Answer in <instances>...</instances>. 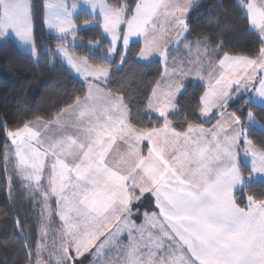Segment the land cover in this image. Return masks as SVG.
I'll use <instances>...</instances> for the list:
<instances>
[{
    "label": "crops",
    "instance_id": "0c3cea01",
    "mask_svg": "<svg viewBox=\"0 0 264 264\" xmlns=\"http://www.w3.org/2000/svg\"><path fill=\"white\" fill-rule=\"evenodd\" d=\"M48 1L54 5L61 3L67 10L77 2ZM8 38L21 49L14 36L9 35ZM196 50V55L202 52ZM212 55V51H209L203 67L209 65L208 72L204 73H212L216 67L215 76L227 71L226 63L239 65L243 62L241 57L224 55L214 60ZM256 58H259V54L252 61ZM238 69H231L229 74H241L243 71ZM246 74L251 79V86L239 97H233L236 86L232 85L235 84H230L220 95L214 93L208 97L203 85L200 114L206 120L217 115L209 126H189L184 131H176L164 122L150 130H136L130 125L121 100L101 86L93 91H85L81 99L53 120L44 121L53 124L63 116L74 118L76 137L83 135V151H86V145H90V179L85 176V180H79L78 184L89 183L94 187L89 192L92 203L110 199L121 207L124 194L128 199V204L122 206L125 212L120 214V218H123L120 221L122 231L114 228L111 232L114 233L115 240L111 242L114 245L102 251L104 258L97 251L93 253L86 264H264V201L257 203L248 199L246 206L240 208L233 199L234 191L243 184L250 181L264 183V149L258 148L261 155L257 167L255 155L251 157L249 166L243 162V150L241 153L239 151L242 127L231 113L221 112L243 96L264 108V66L258 68L254 63L243 77ZM188 79L182 81L183 88ZM190 80L196 82L193 78ZM179 94L157 102L149 98L148 112L165 118L175 110L174 100ZM207 100L210 107L205 112L203 108ZM41 122L33 120L24 126H40L43 124ZM38 137L50 139L52 133L38 131L34 138ZM28 152H33L31 147ZM110 153L115 154L114 164H103L98 155L107 156ZM245 155L251 154L245 152ZM7 161L9 179L14 177L13 174L18 178L25 192L23 200L31 202L32 199H26L29 194L24 188L16 161L10 157ZM47 165L45 159L42 167L36 170L39 171L37 185L45 188V191L50 176ZM241 165L248 167L245 176L241 172ZM78 186L81 188L83 185ZM142 197L150 198L143 203ZM67 200L70 198L60 197L59 202ZM135 200L140 201L138 209L132 207ZM51 202L54 206V197ZM59 208V219L68 218L62 213L61 209L64 208L61 204ZM56 209L54 206V214ZM37 216L39 220L38 213ZM42 233L39 220L36 246L27 264L68 263L64 250L55 251L53 258L48 255L50 240L44 239ZM102 242L103 239L99 240L96 247ZM65 247L72 254L70 245L66 243ZM93 249L88 252L90 256Z\"/></svg>",
    "mask_w": 264,
    "mask_h": 264
},
{
    "label": "rangeland",
    "instance_id": "374dc122",
    "mask_svg": "<svg viewBox=\"0 0 264 264\" xmlns=\"http://www.w3.org/2000/svg\"><path fill=\"white\" fill-rule=\"evenodd\" d=\"M200 1L137 0L132 14L125 18L123 10L109 7L105 0H77L69 10L61 3L54 5L45 0L44 29L47 33L57 37L68 35L67 42L76 45L78 41L73 35L75 30L98 25L111 44L105 57L108 60H113L118 48H121L123 52L119 59L120 64L129 45L138 42L140 48L136 58L139 62L147 63L158 60L162 65V76L152 90L151 101L168 100L169 97L172 98L179 92L181 93V90L184 89L182 81L188 78H193L196 82L206 86L207 97L214 93L219 95L221 92L224 93L230 84L236 86L233 97L242 96L246 90L249 91L251 86L249 75L246 74L243 77L245 71L252 68L254 63L258 68L264 66V45L259 53V58L253 61L252 58L241 57L243 62H240L239 65L238 63L232 65L226 63L227 71L218 74V77L215 76V66H213L215 68L212 73H204V71L208 72L209 65L203 67V63L205 59H208L209 50L201 47L196 48L202 51L196 55L195 52H198L196 49L180 45L183 35L186 33V17ZM242 5L250 28L256 31L264 41V0H247ZM0 9V45L6 41L9 35L14 36L21 49L23 48L25 53L32 55L36 60L38 56L32 42L29 0H0ZM78 12L98 16L100 20L98 23L84 22L79 27L73 21V16ZM182 51H186L187 56H183ZM54 55L73 76L84 83L85 91H93L100 86L104 89L103 84L108 76L106 69L90 66L83 58L72 54L64 44H59L54 48ZM244 61L252 62L244 63ZM230 68H239L238 70L243 72L237 75L229 74ZM204 74L207 75L204 76ZM232 81L235 83H231ZM215 84L219 86L215 87ZM163 95L165 98H162ZM209 107L210 103L207 100L203 110L207 112ZM148 109L151 110L150 107ZM217 113L220 114L219 111ZM35 121L38 123L41 120ZM41 123L43 124L40 126H23L7 130L5 138L8 145L4 150V159L6 161L8 157L14 158L17 170L25 183L24 188L29 194L26 199H32V205H37L42 235L44 239L50 240L51 244L48 255L53 258L55 251L64 250L66 262L78 264L81 258L95 248L99 240L103 239V242L92 250L91 256L89 255V257H93V253L97 251L103 257L104 252L102 251L106 247L108 249L114 245L111 243L115 240L114 233H111L113 229L122 231L120 221L123 218H120V214L125 212L122 206L128 204V199L124 194V203H121V207L111 202L110 199L92 203L89 192L94 187L89 183L87 185L78 184L79 180H85V176L86 179H90L92 172L90 145H86V151H83V135L76 137L74 118L63 116L53 124L44 121ZM238 124L241 125L239 121ZM254 127L259 128V122L251 113H248L245 116V124L240 136L239 151L241 153L243 150L244 154L241 160L247 162L248 166L251 157L255 155L257 160L255 167H257L261 154L245 135L249 128ZM38 131L50 132L52 137L36 139L34 136ZM29 147L33 150L32 153L28 152ZM245 152H249L251 155L246 156ZM98 156L105 165L114 164L116 159L113 153L107 156ZM45 159L48 163L47 166L50 167L47 191L37 185L39 171H36L42 167ZM78 185L83 186L80 188ZM7 196L11 202L10 193ZM52 197L56 200L54 203V206L57 207L55 214L51 202ZM60 197L70 198V200L60 203ZM60 204L64 208L61 209L62 213H65L68 218L59 219ZM55 215L56 218H53ZM66 243L70 245L72 254L69 248L65 247ZM98 248L100 249L97 250Z\"/></svg>",
    "mask_w": 264,
    "mask_h": 264
},
{
    "label": "trees",
    "instance_id": "16d2710c",
    "mask_svg": "<svg viewBox=\"0 0 264 264\" xmlns=\"http://www.w3.org/2000/svg\"><path fill=\"white\" fill-rule=\"evenodd\" d=\"M44 1L29 0L31 35L37 59L22 51L10 38L0 45V264H27L36 246L39 226L36 206L23 200L25 192L18 178L14 174L12 179L8 177V161L4 159V150L8 145L6 131L21 128L33 120L51 121L85 94L84 83L73 76L54 55L57 45L64 44L72 54L83 58L90 66L107 70L103 87L110 95L121 100L129 123L136 130H150L167 122L174 130L184 131L189 126H209L217 119V115L208 120L202 117L200 104L204 86L190 79L175 98L173 112L165 118L148 112V100L162 73L160 62H139L136 58L140 48L138 42L129 45L121 64V48H118L113 60H108L105 56L111 44L98 25L75 30L76 45L67 42L68 35L57 37L47 33L44 29ZM246 1L201 0L186 17V33L181 47L207 48L212 51L214 60L224 55L257 57L264 41L249 26L242 5ZM105 2L113 9L123 10L125 18H128L137 0ZM99 20L98 16L85 12L73 16V21L79 27L84 22L98 23ZM182 52L183 56L187 55L186 51ZM221 112L233 114L242 128L245 116L251 113L260 127L249 128L245 135L255 147L264 149L263 107L243 96ZM241 172L243 176L247 175L248 167L241 165ZM149 198L142 197L143 203ZM233 199L240 208L246 206L248 199L263 202L264 183L250 181L243 184L234 191ZM139 202L135 200L132 207L138 209ZM89 255L82 257L78 264H86Z\"/></svg>",
    "mask_w": 264,
    "mask_h": 264
}]
</instances>
